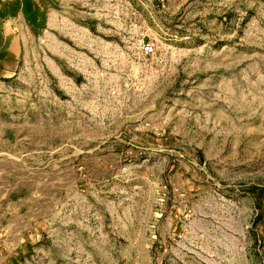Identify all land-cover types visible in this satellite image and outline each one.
<instances>
[{
    "label": "rangeland",
    "instance_id": "374dc122",
    "mask_svg": "<svg viewBox=\"0 0 264 264\" xmlns=\"http://www.w3.org/2000/svg\"><path fill=\"white\" fill-rule=\"evenodd\" d=\"M21 8L0 264H264V0Z\"/></svg>",
    "mask_w": 264,
    "mask_h": 264
},
{
    "label": "crops",
    "instance_id": "0c3cea01",
    "mask_svg": "<svg viewBox=\"0 0 264 264\" xmlns=\"http://www.w3.org/2000/svg\"><path fill=\"white\" fill-rule=\"evenodd\" d=\"M29 0H0V33H15V23L23 17L19 9ZM13 44L12 49L17 50Z\"/></svg>",
    "mask_w": 264,
    "mask_h": 264
}]
</instances>
